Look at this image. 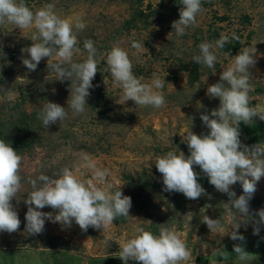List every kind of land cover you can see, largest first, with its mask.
<instances>
[{
	"label": "rangeland",
	"instance_id": "obj_1",
	"mask_svg": "<svg viewBox=\"0 0 264 264\" xmlns=\"http://www.w3.org/2000/svg\"><path fill=\"white\" fill-rule=\"evenodd\" d=\"M201 2L203 11L196 17L197 24L178 36L172 23L179 19L181 0H24L33 12L52 4L59 17L73 24L79 18L86 25L82 31L74 29L80 51L73 61L86 60L84 41L90 39L97 49L98 71L86 98V110L78 115L67 109L71 81L56 80L55 72L47 67L48 58L42 59L35 71H28L22 63V57H29L21 49L32 44L30 37L35 29L21 31L15 25H0V131L8 143L17 137L16 146H11L23 158L22 187L17 200L12 201L20 228L13 233L0 232V264H125L119 258L121 247L138 228L155 235L161 228L178 232L192 257L181 264H264V224L258 225V235L253 234L257 212L264 209V177L249 201L254 219L247 224L240 222L237 229L245 237L240 241L226 234L235 227L226 206L227 194L211 184L203 187L207 194L196 200L180 192L164 191L162 175L154 162L168 151L189 155L181 136L185 132L208 134L210 130L200 116L218 108L219 98H209L207 88L219 82L221 72L245 48L256 49V63L249 68L250 106L264 107V0ZM233 33L239 40L232 39ZM222 35L229 37L227 44L239 41L233 52L224 47L214 49L217 59L212 68L192 60L200 54L201 43L214 44ZM133 41L145 47L137 51L132 48ZM113 46L128 52L133 74L143 78L142 82L151 83L154 76L165 79L163 89L157 90L164 94L163 108L137 107L131 100L118 103L123 90L113 86L106 64V55ZM55 59L53 56L49 63ZM48 101L65 107L68 117L46 129L38 115ZM25 114L29 120L25 129H19L17 122ZM259 120L254 118V122ZM244 125L240 123V140L245 145ZM84 155L110 173L105 183L97 186L111 184L109 191L115 192L120 185L122 193L131 198L130 217L123 222L113 221L104 229L89 227L86 232L75 221L63 227L46 220L42 233L28 235V205L24 199L31 191L29 181L41 173L56 176L64 168L81 180L93 179L84 166ZM193 167L204 174L199 166ZM231 187L237 197L243 193L239 182ZM41 211L55 215V210L47 206ZM204 215L219 219L223 231L211 233L202 222ZM235 244L244 247L247 259L237 257ZM127 264L140 262L129 260Z\"/></svg>",
	"mask_w": 264,
	"mask_h": 264
},
{
	"label": "clouds",
	"instance_id": "obj_2",
	"mask_svg": "<svg viewBox=\"0 0 264 264\" xmlns=\"http://www.w3.org/2000/svg\"><path fill=\"white\" fill-rule=\"evenodd\" d=\"M181 5L179 19L172 23L178 36L184 35L188 27L195 26L197 15L203 11L201 0H181ZM4 24L15 25L21 31L35 29L30 37L32 44L21 49L29 57L21 58L23 65L28 71H35L41 60L48 58L47 67L55 72L56 80L71 81L67 109H71L73 115L84 113L88 105L86 98L90 95L89 90L94 87L92 81L98 71L97 49L90 39L84 41V49L88 53L86 60L80 63L73 61L74 55L80 51L76 47V31H82L86 27L85 23L77 18L73 24L59 17L52 4L33 12L24 0H0V25ZM232 39L239 40V37L233 33ZM228 42L229 37L222 35L214 44L201 43L200 54L193 56L192 60L212 68L217 59L214 49H222ZM142 47H145L144 44L132 42V48L137 51ZM255 53V48L243 49L234 56L232 64L221 72L219 82L207 88L209 98H219V106L212 109L210 114L201 113L202 123L210 130L208 134L197 135L190 130L181 135L190 154L185 156L182 151L179 154L168 151L154 160L163 178L164 191L183 193L190 200L207 194L198 182V173L194 171L193 166H199L209 183L229 197L226 206L232 213L235 227L226 234L240 241H244L245 237L237 229L240 222L247 224L254 219L249 211V201L257 190V183L264 177V143L248 146L240 140L241 122L250 125L255 117L264 120V107L250 106L249 92L252 86L249 68L256 63ZM53 56L56 59L49 63ZM106 64L113 86L123 90L118 103L131 100L137 107L160 109L165 106L163 92L157 91L163 89L165 79L154 76L151 83L142 82L143 78L133 74V64L125 49L113 46L106 55ZM67 117L66 108L51 101L42 105L38 115L46 129ZM22 159L10 143L0 139V232L13 233L20 228L21 222L12 201L22 187ZM82 159L84 166L92 172L93 179L81 180L72 170L64 168L56 176L41 173L29 181L31 191L24 199L28 205L25 213V232L28 235L42 233L46 220L63 227H70L75 221L86 232L89 227L107 228L118 216L130 217L132 201L122 193L120 185L115 192L109 191L111 184L97 186L105 183L110 174L108 169L97 167L87 155ZM237 182L243 189L238 197L231 187ZM46 206L55 210V215L41 211ZM257 215L259 219L255 220L257 226L253 229L254 235L259 234L258 225L264 224V209L258 210ZM202 222L211 233L223 231L219 219L204 215ZM233 251L241 261L247 259V252L242 245H233ZM119 258L125 264L129 260L140 264H181L192 257L186 242L174 229L161 228L159 235H155L138 228L136 234L123 243Z\"/></svg>",
	"mask_w": 264,
	"mask_h": 264
},
{
	"label": "trees",
	"instance_id": "obj_3",
	"mask_svg": "<svg viewBox=\"0 0 264 264\" xmlns=\"http://www.w3.org/2000/svg\"><path fill=\"white\" fill-rule=\"evenodd\" d=\"M239 41L236 42V44H225L224 49L226 51H230L231 49H236L237 44ZM236 45V46H235ZM232 51V50H231ZM230 51V52H231ZM233 52V51H232ZM28 114L23 115V118L18 120V128L21 129L27 125V122L29 120L30 116H27ZM243 137L245 141V145L252 146L256 143H264V120H259L251 123L250 125H244L243 126ZM4 132L0 131V139H3L2 136L4 135ZM17 138V137H15ZM15 138H10L12 142H10V145L16 146V140ZM18 146V145H17ZM198 182L201 184L202 187L207 186L209 183L208 177L205 174H198ZM126 220V217L118 216L116 219H114L115 222H123Z\"/></svg>",
	"mask_w": 264,
	"mask_h": 264
}]
</instances>
